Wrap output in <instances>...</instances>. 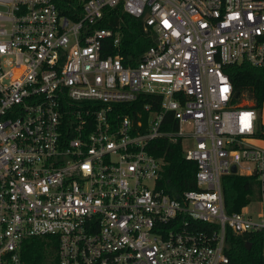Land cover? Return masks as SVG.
Listing matches in <instances>:
<instances>
[{"label": "built area", "instance_id": "2783aa9c", "mask_svg": "<svg viewBox=\"0 0 264 264\" xmlns=\"http://www.w3.org/2000/svg\"><path fill=\"white\" fill-rule=\"evenodd\" d=\"M116 6L152 39L132 63L98 25ZM241 60L264 67V0H0V264L33 236L44 264H227V228L264 234V101L223 71ZM156 137L194 161L178 197ZM224 174L255 175L259 212L225 210Z\"/></svg>", "mask_w": 264, "mask_h": 264}, {"label": "trees", "instance_id": "16d2710c", "mask_svg": "<svg viewBox=\"0 0 264 264\" xmlns=\"http://www.w3.org/2000/svg\"><path fill=\"white\" fill-rule=\"evenodd\" d=\"M98 25L112 28L118 26L121 31L118 49L123 60L127 62H135L152 42L149 33L142 28V21L121 11L118 6L104 8L103 18L98 21ZM223 71L229 77L237 98L247 97L252 100L253 106L261 105L264 101V67L241 60L226 64ZM149 97L148 94L140 93L133 101L114 103L112 113L133 115V111L140 110L142 103L148 101ZM255 136L264 139V122L259 124ZM146 148L164 160L157 184L164 187L171 196L178 197L184 189L195 187L194 161L183 157L179 142L170 143L164 137H156L149 141ZM221 190L223 205L227 212L239 210L254 197L258 198L257 179L253 174H224L221 176ZM225 239L227 243L225 253L229 259L227 264H264L262 231L234 233L227 228ZM246 242H249L248 248ZM48 246L49 243L43 237H30L23 243L22 258L27 264H44L42 260Z\"/></svg>", "mask_w": 264, "mask_h": 264}, {"label": "rangeland", "instance_id": "374dc122", "mask_svg": "<svg viewBox=\"0 0 264 264\" xmlns=\"http://www.w3.org/2000/svg\"><path fill=\"white\" fill-rule=\"evenodd\" d=\"M258 118L261 121H264V103L262 104L261 109L258 111ZM252 142L256 145H264V139L262 138L252 140ZM259 206L260 203L258 202V198L254 197V199L250 200L246 205H244V210L250 212L252 215H255L257 212H259Z\"/></svg>", "mask_w": 264, "mask_h": 264}, {"label": "water", "instance_id": "95a60500", "mask_svg": "<svg viewBox=\"0 0 264 264\" xmlns=\"http://www.w3.org/2000/svg\"><path fill=\"white\" fill-rule=\"evenodd\" d=\"M231 170L233 171L234 170V166L232 165L231 166ZM249 247V242H246V248H248Z\"/></svg>", "mask_w": 264, "mask_h": 264}]
</instances>
